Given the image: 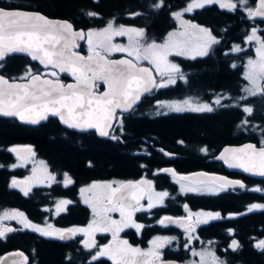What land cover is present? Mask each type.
<instances>
[{
    "label": "flooded vegetation",
    "instance_id": "obj_1",
    "mask_svg": "<svg viewBox=\"0 0 264 264\" xmlns=\"http://www.w3.org/2000/svg\"><path fill=\"white\" fill-rule=\"evenodd\" d=\"M101 1L103 0H87V2L85 1L86 4L82 1V5L76 11L79 14L86 15H89V13H95L96 15L89 16L96 20H101V24L99 25H94L90 22L91 24L86 26L76 27V29H83L85 32L84 41L78 44L84 46V44L87 43L86 34L89 30L105 28L110 21L113 23L114 27H120L123 25L125 28H142L145 30L146 41H155L158 44L164 41L167 34L171 31L186 32V29L183 26L184 21H190L192 24L208 28L219 41L211 47L208 54L205 56H195V54L176 55L175 53L169 55V59L173 63L179 65L181 73L185 76V79L180 80L177 78L175 84L162 88H153L151 91L145 93L130 111L117 113V118L113 123L114 127L109 130L108 136H115L117 139L120 138L119 133L124 134L125 132V123H127L125 120L129 121V116L132 115V113L141 110L145 105V111H148L151 115H158L159 111L155 110L157 108L156 104L165 100L177 101L189 97L193 99L194 102L200 101L202 104H210L213 111L196 112L185 109L183 111L172 112L201 113L205 114V117L209 116L210 118L228 115L226 120L228 124H226L231 126V128L226 139L227 141L226 143L224 142L216 148L211 149L203 144L198 151L199 154L202 155L201 162L204 165L194 166L195 168L189 169L186 168L188 163L181 153V149H178V151H167L169 155H166L158 149L160 147L152 145L150 140L142 139V149H148L149 147L155 148L162 152L166 159L154 161L156 165L148 166L145 164L144 167H141L143 170L140 169L141 175L130 179L112 177L96 178L93 176L87 177L86 179H76L73 173L69 171H54L51 168L48 159L45 156L40 155L35 149V146L29 143L30 139H25L20 143L10 144L6 147V150L11 158L10 162L7 164V169L10 172L8 185L11 192V198L8 201V207H4L0 209V211L7 210L9 214H12L13 210H15L16 212L23 213V217L16 216L14 219L5 218L0 220V228L14 229V231L11 232L6 231L4 237H0V242H5L9 239L12 249H20L25 253L27 259L26 264H43L41 249H49L53 252L60 251V258H62L64 262H67V264H112V261L107 256L92 260V256L96 254L98 248H86L84 244L81 243V241L85 239H94L95 245L97 246L102 247L108 245L109 242H112L113 246H115L116 241L113 239L111 232H96L94 236L91 237H85L83 233H77L75 236L60 239L58 235L45 236L42 235L40 231H36L31 227L26 228L19 223L18 218L26 219V221L31 224L38 225L40 228L50 231L69 228H86L89 222L93 220L92 207L84 202L86 198L90 200V203L96 205L97 210H100L104 207V201L100 198L105 196L108 192V189L103 187L105 183L126 182L129 180L144 178L145 180L152 182L151 189L155 192L166 191L169 195L164 198V203L162 205H157L152 209L146 208L148 201L147 195H145L144 199L141 200V204L145 205L146 210L138 211L133 215V219L136 223L143 225V227L139 231L133 227L123 229V231L119 233L120 240H127L133 247L148 250L151 247L150 241H153L156 237L170 238L171 242L166 244L164 248L160 249L162 255L160 259L154 261V264H190L191 261L199 262L200 257L193 255L192 250L195 249L199 252L206 248L214 251L216 256L219 257L221 261H225L226 264H258L256 260L257 255H259V260H263L264 249L257 248L255 245L259 240H264V235L253 240L250 247H242L238 238L233 236L235 231H233L232 228L221 231L216 227L210 229V225H215L214 223L222 221L225 218H246L250 213L264 210V208H256L249 211V207L253 204L264 205V200L244 201L245 195L242 196V193L244 192L264 195V183L255 182L246 184L244 182L243 188L236 185L229 187L225 191L211 194L205 192H181V182L178 178L180 176L190 177V174L198 172L203 174L224 175L232 180H242L240 176H235L240 173L229 171L221 162L214 160L213 158L222 146L227 143L236 144L233 143V141L240 138L245 139L243 142L249 141L253 142L255 145H260L261 140L264 139V96L247 97V99L244 100L240 99L242 96H247V94L242 91L248 83L244 79L245 65L248 59L254 54L250 45L248 47L244 46L246 42L245 40L253 27L257 28V34L261 37L260 31L264 30V21L248 20V16L243 9L238 7L234 11H229L227 8H221L219 4L205 5L204 7L194 9L191 12L183 11L190 3H192V0H162V5L159 8L154 7V5L161 3V0H140L139 3L132 5L131 7L124 6L122 9H112L108 12H105L106 10L103 7L97 6V3ZM255 1L256 0H253L251 7H254ZM14 8L33 10L40 13L44 12L41 8L31 5L27 1H22V3H19ZM102 12H105L107 14L105 16L108 17L104 18ZM159 12H164L166 15L165 20L161 19L160 21H155L156 17H159L154 15L159 14ZM174 12H181V17L179 19L174 17L172 15ZM117 13L121 14L120 21H117ZM224 14L232 16L228 19L229 22L224 21ZM150 15H153L151 19H149V17H151ZM67 20L70 21L69 19ZM241 20H243V28L246 30L243 42L241 40H235V37L240 30ZM151 22V26H153L151 27L152 30L159 29L162 31L161 35L158 36L156 33V35L150 37L146 32L149 30L148 25H150ZM72 25L74 26L73 23ZM230 27L232 34L229 35L226 33V30H230ZM190 30L191 29H188L187 31ZM235 30H237V32ZM216 32H220V34ZM234 45H239L241 51H231ZM115 54L127 56V54L123 52ZM241 54H243V57H241ZM193 56H195V58H192ZM213 61L226 66L225 69L227 70L225 71V75L226 77L233 75L232 78L230 77L232 84L210 83V81L204 78L208 70V64ZM140 64L152 67L148 61H140ZM200 67L201 69L198 71L197 69ZM29 68L32 70L30 65L25 66V68L23 67L19 77ZM40 70H32V72L44 73L47 71L46 69L41 68ZM153 74L157 82H159L160 77L155 75V69H153ZM194 74L202 75L201 79L204 81L201 84L192 81ZM59 78L63 83L69 81L65 77L59 76ZM231 81L228 83H231ZM240 83L241 85L243 83L241 87ZM96 84V92L100 93L104 87L102 83L96 82ZM163 89H171L170 96L164 95L155 97L156 92ZM218 97H223L221 104L219 105L214 103ZM245 106H251L253 108L252 114L243 111ZM161 114H164V112ZM135 116L137 117L139 114H135ZM245 120L249 123H242ZM127 125L128 124H126V129ZM64 128L76 132L79 137L82 136V138H86L89 142L105 146H107V143L105 142L106 140H114L109 137H99L94 130L77 131L66 127ZM180 141V139H177L175 143L182 144ZM13 148H15L16 151H10V149ZM28 148L31 149V152H27L26 149ZM201 149L205 150L202 151ZM32 162H34V166L31 164ZM13 165H15V167H13ZM163 169H172L175 175H173L172 172L161 171ZM65 173H67V176L72 181L69 184L65 183ZM44 174L46 175L43 177ZM49 174H52L55 178L49 180ZM13 180L22 183L13 187ZM192 180L195 181V179ZM94 182L97 183V191L94 190V188L91 192L81 193L82 188H88V186L92 185ZM183 183L188 184L189 181H184ZM113 186H115V183H113ZM144 186V188L148 187L147 185ZM22 188L28 190L27 195L21 190ZM256 189L260 190L257 191ZM225 192L232 193L238 201H243L235 207L236 210L228 213L224 212L223 200L218 197V195ZM206 197L218 198L205 199ZM60 201H70V203L66 205L61 204V210L58 211L57 205ZM185 204L188 205L187 209L184 207ZM189 211L192 213L201 211L219 212L220 218L211 220L207 224H197L195 231L191 233L192 239L190 243H188L189 235L179 224L168 222H165L164 224L158 223V221L165 216L173 218L187 217ZM109 215L112 219H121L119 212H111ZM193 219H195V217H193ZM239 222L240 221L238 220V224ZM49 225L51 226L50 229L48 227ZM224 234L229 237L227 240H225ZM233 239L239 244V247L236 250L229 247ZM185 243H188L187 248L184 247ZM259 264L263 263L259 262Z\"/></svg>",
    "mask_w": 264,
    "mask_h": 264
},
{
    "label": "snow or ice",
    "instance_id": "obj_2",
    "mask_svg": "<svg viewBox=\"0 0 264 264\" xmlns=\"http://www.w3.org/2000/svg\"><path fill=\"white\" fill-rule=\"evenodd\" d=\"M211 4H219L221 8H227L229 11L239 7L246 12L249 19L264 18V0H258L255 7L249 6V0H235V2L234 0H192V3L183 11L191 12ZM161 5L162 0L154 7L159 8ZM89 15L96 14L89 13ZM172 15L179 19L181 12H174ZM183 26L186 32L188 29L193 30L192 34L200 41L195 49L190 50L184 42L175 39L176 36H182L185 33H169L164 43L158 44L155 41L147 42L145 30L142 28H125L123 25L115 28L110 21L104 29L88 31L86 37L89 54L85 57L74 51L78 46L77 40L84 39L85 33L75 31L67 21H52L39 12L0 7V61L11 54L24 53L32 60L39 61L47 70L44 73H34L29 68L22 76L11 79L0 75V114L15 116L31 124H36L51 114L58 116L60 121L69 127L95 129L99 135L108 136L109 130L114 127L113 121L117 118V109L128 111L141 99L142 93H147L153 88L175 84L177 78L185 79L179 65L169 59L173 51L176 55H186L189 51H193L195 56H205L211 47L219 42L206 27L192 24L190 21H184ZM257 31V28L253 27L246 37V42L255 41L259 47L256 49V58H249L245 65L244 79L248 83L242 91L247 96L240 97L242 100L247 97L264 96V38L259 37ZM113 36H127L129 44L127 46L114 44ZM112 51L126 52L130 58L110 60L108 55ZM231 51L240 52L241 47L234 45ZM140 61H148L152 67H144ZM54 69H58V72ZM153 69H155V75L160 77L159 82L153 74ZM65 72L74 77L75 83L65 84L60 80L59 73ZM97 81H103L106 86L103 93L96 92ZM222 99L223 97H218L214 103L219 105ZM184 106L196 112L213 111L208 103L193 107L189 100L174 101L168 105L174 111H183ZM243 111L252 114L253 108L245 106ZM242 123L249 122L245 120ZM112 138L117 139L115 136ZM10 151H16V149L13 148ZM28 151L31 152V149L29 148ZM217 159L223 160L228 167L240 168L245 172L264 176V139L261 140L259 148L253 144L244 145L240 149L226 148ZM161 171L172 172L175 175L172 169ZM195 175L206 176L207 174ZM54 178L52 174H49V180ZM178 179L181 182V192L215 194L236 185L244 187L241 181L229 180L225 177L213 176L209 180L193 181L191 177L180 176ZM184 181L189 183L185 184ZM71 182L65 173V183ZM20 183L22 182L13 180L12 186L16 187ZM151 184L152 182L148 180L105 183L103 187L108 189V192L100 198L104 201V207L97 210L96 205L90 203L88 198L84 200L93 210V220L86 228L50 231L31 224L26 219L21 222L24 227L40 231L42 235H58L60 239L75 236L77 233L91 237L96 232H111L116 241L115 246L109 242L108 245L100 247L95 245L94 239L81 241L86 248H98L92 260L107 256L112 264H154V261L160 259L162 255L160 249L171 242L170 238L156 237L150 241L151 247L148 250L133 247L127 240L119 239V233L123 229L133 227L139 231L143 227L136 223L133 215L138 211L146 210L145 205L141 204L145 195L148 201L147 209L162 205L164 198L169 195L166 191L155 192L151 189ZM141 185L148 187L142 188ZM96 187L97 183L94 182L88 188H82L81 193L91 192ZM21 190L25 195L28 194V190L23 188ZM68 203L70 201H60L57 210H61V204ZM184 207L187 209L188 205L185 204ZM256 208H264V205L253 204L249 207V211ZM111 212H119L121 219H112L109 215ZM16 216L23 217V213L15 210L12 214L5 212L0 215V220L14 219ZM218 218H220L219 212L192 213L189 211L187 217L165 216L158 223L179 224L189 235L188 243H190L191 233L195 231L197 224H207ZM48 227L51 228L50 225ZM6 231L11 232L14 229L0 228V237H4ZM188 243H185V248L188 247ZM229 247L236 250L239 244L233 239ZM255 247L264 249V240H259ZM192 254L199 256L200 260L199 262L191 261L190 264H226L211 249L206 248L199 252L193 249ZM16 255L22 254L16 253Z\"/></svg>",
    "mask_w": 264,
    "mask_h": 264
},
{
    "label": "trees",
    "instance_id": "obj_3",
    "mask_svg": "<svg viewBox=\"0 0 264 264\" xmlns=\"http://www.w3.org/2000/svg\"><path fill=\"white\" fill-rule=\"evenodd\" d=\"M22 1H27L31 5L41 8L47 16L69 19L75 28L91 23L94 25L101 24V20L76 12L82 5V1L86 4L87 0H0V7L14 8ZM139 2L140 0H103L97 3V6L103 7L106 10L105 12H108L112 9H122L124 6L131 7ZM252 4L253 0H249V6H252ZM105 12H102V16L107 18L108 16H105L107 15ZM150 16L149 19L153 15ZM154 16L159 17H156L155 21L165 20L166 18L164 12H159V14ZM117 17V21H120L121 14L117 13ZM223 17L224 21L229 22L228 19L232 16L224 14ZM151 25L152 22L148 25L149 30L146 31L150 37H153L156 33L158 36L161 35L162 31L159 29L152 30L151 27L153 26ZM243 25L244 22L241 20L239 33L235 37L236 41L241 40L243 42V37L246 34ZM229 29L226 30V33L230 35L232 34L231 27ZM235 31L237 32V30ZM216 33L220 34V32ZM260 35L264 38V30L260 31ZM78 50L87 54L82 44H79ZM241 57H243V54H241ZM0 65H2L0 74L9 79L18 78L23 67L25 68L27 65H30L32 70H40L36 63L30 62L28 58L22 55L8 56L0 62ZM208 65L207 73L204 76L206 80L210 81V83L232 84L231 78L233 75H230L231 78L226 77V66L215 61ZM200 69L201 67L197 70L199 71ZM201 76L194 74L192 81L201 84L204 81ZM230 81L231 83H228ZM242 85L240 83V87ZM165 90L157 91L155 97L170 96L171 89ZM145 110L146 105L141 110L132 113L129 116V121L125 120L127 123H125L124 134L119 133L120 138L118 139L106 140L107 146L89 142L82 136L79 137L76 132L61 126L55 118H48L38 125L31 126L20 124L12 118L0 117V209L8 207V201L11 198L8 185L10 172L7 169V164L11 158L6 150V147L10 144L30 139L29 143L35 146L40 155L48 159L54 171H69L73 173L76 179H86L92 176L96 178L130 179L140 176L141 170H143L141 167H144L145 164L148 166L156 165L154 161L166 159L163 153L155 148L142 149V139H148L152 145L169 152L181 149V153L188 163L186 168L191 169L195 168L194 166L204 165L201 162L202 155L198 151L200 147L204 144L211 149L224 142L226 143L231 128L226 121L228 115L214 118L205 117V114L201 113L188 112L151 115ZM135 114H139V116L136 117ZM126 124H128L127 129ZM177 139H180L182 144H176ZM243 140L245 139L240 138L233 141V143L238 144L243 142ZM235 176H240L242 178L241 181L246 184L264 183V180L248 177L241 173ZM244 195V201L264 200V195L246 192L242 193V196ZM218 197L223 200V210L226 213L236 210L235 207L243 202L238 201L232 193L228 192L221 193ZM218 197H206L205 199ZM238 220L240 221L239 224ZM214 224L210 225V229L216 227L223 231L224 229L232 228L235 231L233 236L238 238L241 246L250 247L253 240L264 235V210L250 213L246 218H225ZM224 238L227 240L229 237L224 234ZM11 249L9 239L5 242H0V254ZM41 252L43 264H67L60 258V251L53 252L49 249H41ZM256 260L258 264L259 262L264 264V259L259 260V255H257Z\"/></svg>",
    "mask_w": 264,
    "mask_h": 264
},
{
    "label": "water",
    "instance_id": "obj_4",
    "mask_svg": "<svg viewBox=\"0 0 264 264\" xmlns=\"http://www.w3.org/2000/svg\"><path fill=\"white\" fill-rule=\"evenodd\" d=\"M257 2H258V0L255 1V5H254V7L256 6ZM6 9H12V10H15V9H17V8H6ZM18 9H19V8H18ZM19 10L38 12V11L24 10V9H19ZM39 13H40V12H39ZM41 14L44 15L45 17H47L48 19L52 20V21H57V22H64V21H67L68 23H70V24L72 25V23H71L70 21H68L67 19L58 18V17H49V16H47V15H45V14H43V13H41ZM247 19H248V20H262V21H264V18H260V17H255V18H252V19H249V18L247 17ZM72 26H73V25H72ZM73 29H74L75 31H81V32L85 33L83 29H76V28H74V26H73ZM84 39H85V38H84ZM84 39H78V40H77V45H78V43L83 42ZM74 51H75V52H78L81 56H85V57L88 56V54H84L83 52L79 51V50H78V46L74 49ZM12 55H22V56H25L26 58H28V60H29L30 62H32V63H36L41 69H45L44 65L40 64V62L37 61V60H32V58H31L30 56H28L27 54H24V53H15V54H11V55H9V56H12ZM7 57H8V56H7ZM124 58H130V57H128V56H126V55H117V56L108 57V59H110V60H120V59H124ZM0 62H1V61H0ZM142 66H144V67H148V66H146V65H142ZM54 70L58 72V69H54ZM0 75H2V74H0ZM59 76H61V77H65V78H67V79L69 80V81L66 82L65 84L75 83V79H74L73 76H71L70 73H67V72H65V73H59ZM6 78H7V77H6ZM49 78H51V77H49ZM97 82L102 83V85H103L104 88H103V90H102L100 93H103V92L105 91V89H106V86L104 85L103 81H97ZM151 90H152V89H151ZM151 90H150V91H151ZM98 94H99V93H98ZM144 94H145V93H142V94H141V97H142ZM138 102H139V101H138ZM138 102H137V103H138ZM137 103H136V104H137ZM136 104H134L133 107H134ZM130 110H131V109H130ZM130 110H128V111H130ZM125 112H127V111H123V110H121V109H117L116 114H117V113H125ZM0 117H3V118H12V119L16 120V121H17L18 123H20V124H26V125H31V126L38 125V124H40V123L46 121L48 118H55V119H56V120H57L62 126L66 127V128H69V129H72V130H77V131L94 130V131H96L95 129H81V128H73V127H69L68 125L62 123V122L60 121V119H59L58 116H52L51 114H49V115L47 116L46 119H44V120H40V121H39L38 123H36V124H31V123H27V122L21 121L18 117H15V116H5V115L0 114ZM114 120H115V119H114ZM113 123H114V121H113ZM96 134H97L99 137H109V138H112V136H101V135H99V134L97 133V131H96ZM247 144H253V145H255L253 142H249V141H245V142L238 143V144H226V145H224V146L221 147V149L219 150V152L215 155V157H214L213 159H214V160H217V161H219V162H221V163L224 165V167H225L226 169H228L229 171H236V172L241 173L242 175H245V176H248V177H252V178H255V179H261V180H264V176L254 175V174H252V173H250V172H245V171H243V170L240 169V168H232V167H228V165L225 164L223 160H221V159H217V157H219V156L221 155V153L224 152V150H225L226 148H228V149H240V148H243L244 145H247ZM256 146H257V148L260 147V145H256ZM20 149H22V148H20ZM28 149H29V148H28ZM28 149H26L27 152H28ZM158 149L161 150L162 152H164L166 155H169V153H168L167 151H164V150H162V149H160V148H158ZM17 150H18V149H17ZM195 174H199V173L197 172V173H192V174H190V177H191L192 179H195V180H199V179L209 180V179H210L211 177H213V176H216V177H225V178H227V179H229V180H232V179H230V178H228L227 176H224V175H213V174H207L206 176H196ZM142 180H145V179H144V178H141V179H138V180H129V181L137 182V181H142ZM236 181H240V180H237V179H236ZM126 182H128V181H126ZM241 182L244 184L243 181H241ZM237 186H239V185H237ZM141 187L144 188L145 186H144V185H141ZM16 253H21L22 255H16ZM26 261H27V259H26V255H25V253H24L22 250H20V249H11V250H7V251L3 252L2 254H0V264H26Z\"/></svg>",
    "mask_w": 264,
    "mask_h": 264
},
{
    "label": "rangeland",
    "instance_id": "obj_5",
    "mask_svg": "<svg viewBox=\"0 0 264 264\" xmlns=\"http://www.w3.org/2000/svg\"><path fill=\"white\" fill-rule=\"evenodd\" d=\"M115 28H119V27H115ZM129 28V27H128ZM102 29H104V28H102ZM99 30H101V29H99ZM192 32H193V30H190V31H187V32H181V31H171V32H169V33H185V35H178V36H176L175 37V39H177V40H179V41H182V42H184L185 44H186V46L191 50V49H195L196 47H197V45L200 43V41H198L197 39H196V37L192 34ZM168 33V34H169ZM168 34H167V37H166V39L168 38ZM250 34V33H249ZM248 34V35H249ZM247 35V36H248ZM258 35V34H257ZM259 36V35H258ZM260 37V36H259ZM262 38V37H261ZM165 41V40H164ZM164 41H162L161 43H159V44H162V43H164ZM246 41V40H245ZM112 42L114 43V44H120V45H125V46H127L128 44H129V40H128V37L127 36H113L112 37ZM251 46L252 47V49H253V51H254V54L251 56V58H253V59H255L256 58V49H257V47H259V45L255 42V41H249V42H245V44H244V46H246V47H248V46ZM84 49H86V52L87 53H89V51H88V43H86V44H84ZM115 53H122V52H116V51H112L111 53H110V55H109V57H111V56H116V54ZM123 53H125V54H127L126 52H123ZM173 53H175L174 51L172 52V54ZM190 54H195L193 51H189V53L187 54V55H190ZM171 55V54H170ZM35 71V70H34ZM40 71H42V70H40ZM191 98H189V97H186V98H184V99H181V100H177V101H184V100H189L190 101V103H191V105L193 106V107H195L196 105H198V104H202V102H200V101H198V102H194V100L193 99H191ZM172 102H174V101H169V100H165V101H163V102H161V103H158V104H156V106H157V108L155 109L156 111H159V113H162V112H172V111H174V110H171L169 107H168V105L170 104V103H172ZM185 107V109H188V107L187 106H184ZM19 163V162H18ZM17 163V164H18ZM31 164H33V166H34V162H32ZM46 174H44L43 175V177L45 176ZM43 177H42V179H43ZM41 179V180H42ZM103 189V188H102ZM101 189V190H102ZM94 190H98V188L96 187ZM5 212H8L7 210H3V211H0V215H2L3 213H5ZM24 219L23 218H18V221H19V223L20 224H22V225H24L21 221H23Z\"/></svg>",
    "mask_w": 264,
    "mask_h": 264
}]
</instances>
